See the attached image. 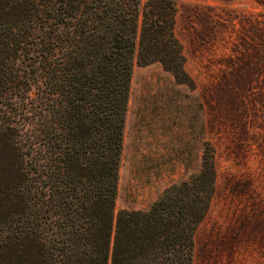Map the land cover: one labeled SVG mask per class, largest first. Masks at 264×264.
Wrapping results in <instances>:
<instances>
[{"label": "trees", "instance_id": "1", "mask_svg": "<svg viewBox=\"0 0 264 264\" xmlns=\"http://www.w3.org/2000/svg\"><path fill=\"white\" fill-rule=\"evenodd\" d=\"M177 0H0V264H194L215 148L147 209L116 199L135 63L195 88Z\"/></svg>", "mask_w": 264, "mask_h": 264}, {"label": "rangeland", "instance_id": "2", "mask_svg": "<svg viewBox=\"0 0 264 264\" xmlns=\"http://www.w3.org/2000/svg\"><path fill=\"white\" fill-rule=\"evenodd\" d=\"M176 35L196 87L135 63L115 212L147 209L215 148L216 192L194 264H264V0H177Z\"/></svg>", "mask_w": 264, "mask_h": 264}]
</instances>
